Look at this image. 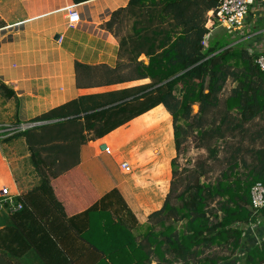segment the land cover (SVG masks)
Masks as SVG:
<instances>
[{
  "label": "trees",
  "instance_id": "obj_1",
  "mask_svg": "<svg viewBox=\"0 0 264 264\" xmlns=\"http://www.w3.org/2000/svg\"><path fill=\"white\" fill-rule=\"evenodd\" d=\"M87 1L72 0L74 4ZM217 5L218 0H129L103 25L120 36L118 25L124 17L132 19L130 35L120 41L121 47L129 48V63L96 78L105 80L106 85L144 79L149 82L81 96L32 120L46 124L16 132L4 141L23 140L39 180L16 198L23 208L11 215L14 225L0 230V249L4 251L0 264H19L8 255L20 257L30 246L45 264H76L80 258H94L96 264H152L153 257L156 264H233L239 252L244 255L243 264H264V208L258 214L250 208L251 187L257 182L264 185V148L247 150L245 153L252 155L248 163L241 155L243 150L233 149L228 143L234 133L243 135L248 123L264 115V73L255 64L256 55L228 34L205 43L214 27ZM142 55L148 59L147 64L138 61ZM229 80L234 86L222 101V110L216 112ZM0 90L5 97L13 95L1 82ZM157 105L171 117L175 155L170 161L171 180L163 205L145 216L142 223L156 221L160 231L156 234L153 226H148L145 234L135 236L107 209H99L97 200L81 213L68 215V201L63 202L57 185L66 186L62 187L64 191L76 190L71 187L73 171L78 172L77 160L72 162L74 147L102 138ZM194 105L198 107L196 112ZM233 112L236 115L231 117ZM15 124L19 122L15 120ZM187 142L200 152L193 160L186 159L193 163L188 180L178 162L188 153ZM218 142L231 152L224 159L225 169L212 180L211 162L219 160ZM36 146L50 155H60L62 172L40 171V164H56L57 157L40 159ZM185 180L183 189L177 191ZM108 197L118 198L128 217L137 221L128 202L130 197L117 186L100 197L99 203ZM172 197L178 204H172ZM80 217L85 221L81 228L75 226ZM174 223H182V227L176 229ZM249 223L259 226V244L251 235L243 239L242 228ZM26 229L40 236L32 239L31 235L30 239ZM212 248L225 250L228 255L212 253Z\"/></svg>",
  "mask_w": 264,
  "mask_h": 264
},
{
  "label": "crops",
  "instance_id": "obj_2",
  "mask_svg": "<svg viewBox=\"0 0 264 264\" xmlns=\"http://www.w3.org/2000/svg\"><path fill=\"white\" fill-rule=\"evenodd\" d=\"M128 1L90 0L74 4L72 0H0V82L13 92L12 96L6 97L7 105L14 111V121L33 123V119L81 96L102 95L149 82V79H144L106 85L105 80L96 78L108 69L129 63V48L121 47L120 41L131 31L128 35L115 36L103 27L111 14L126 7ZM70 11L79 15L78 22L72 25L67 23ZM240 34L232 39H237L235 43H243L250 54L264 49V0L252 7ZM138 61L147 64L148 59L142 55ZM171 131L170 115L162 105H157L102 138L90 140L78 148L75 146L71 155L72 162L77 160L78 172L73 171L75 186L72 184L71 187L76 190L64 191L62 187L66 186L57 185L63 202L68 201L65 206L67 214H79L97 200L99 209H107V213L121 220L137 236L132 226L135 222L128 217L131 223H127L119 216L117 208H124L118 198L108 197L101 203L99 200L117 186L130 197L128 202L132 204L139 224L145 216L159 210L169 190L170 161L175 155ZM153 132L159 135L154 142L151 140L153 136L147 137ZM255 138L258 140L260 137ZM35 149H39V157L44 161L57 157L56 164H40V171L45 170L48 174L62 172L58 161L60 155H50L39 146ZM137 158H147L151 172L162 173V177L159 175L155 179L159 185L156 190L150 187L149 190L134 181L136 170L142 166L138 165L140 160ZM121 163H127L129 170H122ZM28 168L31 169L29 173L37 177L31 185L24 181L25 176L19 180L14 178L9 168L7 178L0 176L12 194L27 193L38 184L39 177L34 168L31 165ZM11 215L0 206V230L14 225ZM77 221L75 226L81 228L84 219ZM25 232L30 239L31 235L32 239L40 236H35L34 232L29 234L27 229ZM93 241L97 243V240ZM0 254L4 255L2 249ZM8 257L19 264H45L34 246L20 257ZM76 264L96 262L94 258H80Z\"/></svg>",
  "mask_w": 264,
  "mask_h": 264
},
{
  "label": "rangeland",
  "instance_id": "obj_3",
  "mask_svg": "<svg viewBox=\"0 0 264 264\" xmlns=\"http://www.w3.org/2000/svg\"><path fill=\"white\" fill-rule=\"evenodd\" d=\"M131 24H132V19L128 18V17H124L123 23L118 25L120 27L116 28V30L119 32V35L120 36L128 35L131 31ZM224 33L227 35L225 28L218 27L214 23V27L210 30V32L205 37V43L210 41V39H213L214 37H218ZM228 36L230 37L231 40H233L231 35H228ZM233 86H234V83L231 80L227 81V84L224 88V91L219 96L220 100H221V105L218 108V110H216V112L222 110V108H223L222 101L229 95L230 90ZM176 94L178 95V91H176ZM197 109H198L197 105H194L193 106L194 112H196ZM230 115H232L231 117H234V115H236V114L233 112ZM13 119H15L14 111L11 110V106L9 107L7 105V97H5L4 93L0 90V130H4V128H6V127L16 125L15 121ZM229 119H231V118H229ZM33 123H36V122H33ZM179 123L183 124V122H179ZM244 129H246V132L243 135H241L240 132L234 133L235 136L233 138L229 139L228 143H229V146H231V148H233V149L235 147H240V149L243 150L241 152V155H243V158L249 163L251 161V158H250L251 154L250 153L246 154L245 152L249 149L254 151V150L259 149V148H264V115L256 118L252 122L248 123ZM171 134H172V131H171ZM169 135H170V132H169ZM258 135L260 138H258V140H257L255 138V136H258ZM151 136L154 137L153 139H151L153 142L155 141L156 137H159V135H157L156 132L151 133L149 136L147 135V137H151ZM8 137H9L8 132H6V131L0 132V176L5 175V177L7 178L9 175V174H7V170L10 169V171L12 172V175L17 180L24 178V176H25L24 181H26L28 185L33 184L35 179L37 180V177L34 176L32 173L31 174L29 173V171L31 170L30 168H28V166L31 165L30 161H29V152L27 151V149L23 143V140L22 139H16V140H12L11 142L5 143L4 141ZM255 139H256V142L254 143ZM153 145H155V143ZM185 146L188 149V153H187V155L185 154L184 156L179 157L178 162L180 165L181 173L183 174L184 177L187 175V180H188L189 179L188 177L190 175V171H192V169H193V167H192L193 163L187 162L186 159L192 158L191 160H193L195 155H197L200 152H197L196 150L194 151L193 149H191L192 145L190 144V142H187ZM217 146L219 147V150H220V152L218 154L219 160H214L213 162H211V167L213 168V171L211 174L212 180L217 178L220 175V173L225 169L226 163H225L224 159L227 158L231 152L230 149H227L226 145L224 146L222 144V142H218ZM203 152L205 153V151H203ZM129 154H130V152L127 155H129ZM133 155L136 156L135 153H133ZM137 160H140V159L137 158ZM146 160H147V158H145L144 160H140V162H138V165L142 164V166H140V168L138 170H136V172H135L136 177H134V181L138 185L142 184V185L146 186L147 189H149V190H151L150 188L156 190L157 189L156 186H159V185L155 182V179H157L159 177V175H161L162 173L161 172L152 173L151 168L149 166V163ZM129 162L131 164L133 163L130 160H129ZM143 163H144V165H143ZM143 168H144V170H143ZM1 169H3V170H1ZM3 171H5L6 174H2ZM240 171H243V170L240 169ZM162 176L163 175H161V177ZM170 177H171V167H170ZM170 180H171V178H170ZM185 182H186V180L183 181L181 184H179L177 191H181L183 189ZM3 187L9 188L7 183L2 178H0V192H1V189ZM171 202L174 205L178 204V202L176 200H174L173 197L171 199ZM154 206H155V204H154ZM117 210H118L119 216L125 222L131 223V220L128 218V214L124 209L122 210V208L119 207V208H117ZM155 222L156 221L144 222L142 224H139L138 221H135V223L132 224V226L134 227L133 228L134 234L141 237L143 234H145L147 232L148 226H153V231H154V233L157 234L160 231V226ZM167 224H169V223H167ZM173 226L176 229H180L182 227V223H174ZM210 251L212 253H217L218 255H221V256L228 255V252H226L225 250H221L220 248H212ZM242 255L243 254L238 255V253H237L235 255L236 257L234 256L232 259L233 264H243V259H244L243 256L244 255L243 256ZM236 259H238V261ZM152 264H156V258L155 257H153Z\"/></svg>",
  "mask_w": 264,
  "mask_h": 264
},
{
  "label": "built area",
  "instance_id": "obj_4",
  "mask_svg": "<svg viewBox=\"0 0 264 264\" xmlns=\"http://www.w3.org/2000/svg\"><path fill=\"white\" fill-rule=\"evenodd\" d=\"M261 0H218V5L215 8L213 14V20L215 25L218 27L225 28L228 35L231 37L241 36V31L243 30L246 19L252 7L257 5ZM79 20L78 13L74 11L68 12L67 23L68 25L75 24ZM256 55L255 64L258 69L264 73V49L258 53H251ZM40 123H24L19 125H14L0 130V132H8V135H12L16 132H23L28 129L39 126ZM120 168L124 171H128V164L121 163ZM19 193L12 194L7 187H3L0 192L1 203L0 206L7 209L9 214H14L22 210L23 205L21 202L17 201L16 198L19 197ZM250 208L253 214H258L261 209L264 208V185L260 182L255 183L250 189ZM258 224L249 223L244 226L243 239L248 235H251L257 244L262 240L261 234L258 235L257 228ZM247 248L249 246H246ZM242 254V252H239ZM238 254V255H239Z\"/></svg>",
  "mask_w": 264,
  "mask_h": 264
},
{
  "label": "water",
  "instance_id": "obj_5",
  "mask_svg": "<svg viewBox=\"0 0 264 264\" xmlns=\"http://www.w3.org/2000/svg\"><path fill=\"white\" fill-rule=\"evenodd\" d=\"M52 122H56V121H52ZM46 124V122H41L40 125Z\"/></svg>",
  "mask_w": 264,
  "mask_h": 264
}]
</instances>
